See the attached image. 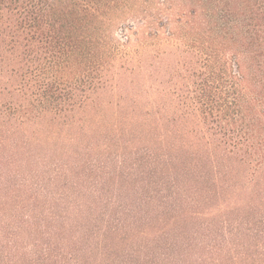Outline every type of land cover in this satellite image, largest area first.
Listing matches in <instances>:
<instances>
[{
  "label": "trees",
  "instance_id": "16d2710c",
  "mask_svg": "<svg viewBox=\"0 0 264 264\" xmlns=\"http://www.w3.org/2000/svg\"><path fill=\"white\" fill-rule=\"evenodd\" d=\"M0 264H264V0H0Z\"/></svg>",
  "mask_w": 264,
  "mask_h": 264
},
{
  "label": "rangeland",
  "instance_id": "374dc122",
  "mask_svg": "<svg viewBox=\"0 0 264 264\" xmlns=\"http://www.w3.org/2000/svg\"><path fill=\"white\" fill-rule=\"evenodd\" d=\"M132 22H133L132 20L127 21V22H125V25H128V26H129V24H131ZM128 28H129V27H128ZM128 28H126L125 33H123V34L126 35V36L131 35V31L128 30ZM117 37L120 39L119 35H117Z\"/></svg>",
  "mask_w": 264,
  "mask_h": 264
}]
</instances>
